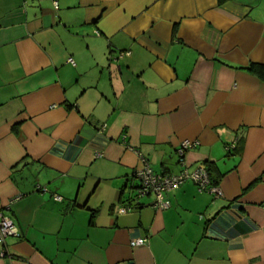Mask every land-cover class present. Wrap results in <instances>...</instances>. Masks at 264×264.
<instances>
[{"label":"crops","instance_id":"crops-1","mask_svg":"<svg viewBox=\"0 0 264 264\" xmlns=\"http://www.w3.org/2000/svg\"><path fill=\"white\" fill-rule=\"evenodd\" d=\"M251 64L264 0H0V211L18 232L0 264H264ZM183 141L222 198L187 181L166 210L133 201L140 156L176 175Z\"/></svg>","mask_w":264,"mask_h":264},{"label":"built area","instance_id":"built-area-1","mask_svg":"<svg viewBox=\"0 0 264 264\" xmlns=\"http://www.w3.org/2000/svg\"><path fill=\"white\" fill-rule=\"evenodd\" d=\"M50 1L54 10L58 9V0H40ZM129 53H120L119 57L128 56ZM72 62V61H71ZM198 142L183 141L176 149V157L181 171L176 175L157 174L155 173L148 161L140 156L141 168L136 169L133 177L137 182L133 201H140L143 198L152 196V206L157 210H166L169 208V203L165 200V195L169 192L177 190L185 182L190 181L194 184L198 193H207L214 200L222 198L221 189L212 185L207 168L204 164H199L192 172L187 170L184 157L185 154L196 148ZM229 151V148H227ZM41 190L40 188H36ZM45 192L46 190H41ZM54 200L61 201L59 196L54 195ZM18 237L17 228L11 219L2 211H0V246H2L7 238ZM146 239H137L130 242L131 248L143 246ZM3 256V255H2Z\"/></svg>","mask_w":264,"mask_h":264},{"label":"trees","instance_id":"trees-1","mask_svg":"<svg viewBox=\"0 0 264 264\" xmlns=\"http://www.w3.org/2000/svg\"><path fill=\"white\" fill-rule=\"evenodd\" d=\"M223 0H220V2ZM250 73L254 74L255 76H257L261 81L264 82V65H258V64H251L248 69H247ZM207 171H208V175L211 181L212 185H217L210 177V173H209V167L208 165H206Z\"/></svg>","mask_w":264,"mask_h":264},{"label":"rangeland","instance_id":"rangeland-1","mask_svg":"<svg viewBox=\"0 0 264 264\" xmlns=\"http://www.w3.org/2000/svg\"><path fill=\"white\" fill-rule=\"evenodd\" d=\"M133 195H135V192L133 193ZM148 199H149V200H153V197H152V196H149V197H146V198L141 199V201H142V200L145 201V200H148Z\"/></svg>","mask_w":264,"mask_h":264}]
</instances>
